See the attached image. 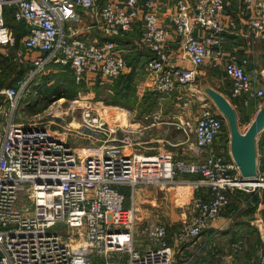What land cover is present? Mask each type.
<instances>
[{"label": "built area", "instance_id": "1", "mask_svg": "<svg viewBox=\"0 0 264 264\" xmlns=\"http://www.w3.org/2000/svg\"><path fill=\"white\" fill-rule=\"evenodd\" d=\"M99 1L91 28L101 37L90 40L76 24ZM160 6L159 0H0V47L15 45L5 22V8L11 7L15 22L26 28L14 60L32 64L16 84L0 85L7 103L2 108L9 110L8 124L0 127V264H178L181 248L194 245L211 222L225 215L232 196L264 190V157H257L256 177L241 176L227 120L215 105H205L194 124L173 123L186 134L194 125L196 158L190 160L172 152H137L140 141L131 136L141 132L121 119L110 123L89 107H80L77 133L94 143L79 147L65 133L37 126L43 122H14L25 94L52 68L70 72L78 83L109 84L126 74L130 66L118 38L138 25L136 47L150 53L145 71L160 108L207 64L224 72L234 101L242 99L246 107L254 99L264 101V87L256 86L264 83V67L252 74L249 58L226 49L225 34L238 29L226 0H175L166 24ZM242 12L246 35L264 41V0H245ZM173 39L176 48L170 45ZM76 102L65 105L67 112ZM179 176L195 179L180 181ZM169 185L200 192L191 199L190 220L172 239L165 223H148L142 230L146 242L138 246L140 190ZM115 187L131 188L128 207L126 194Z\"/></svg>", "mask_w": 264, "mask_h": 264}, {"label": "crops", "instance_id": "2", "mask_svg": "<svg viewBox=\"0 0 264 264\" xmlns=\"http://www.w3.org/2000/svg\"><path fill=\"white\" fill-rule=\"evenodd\" d=\"M159 1H164L166 3L168 0ZM244 1L245 0H226L227 11L236 20L238 29L235 32H228L225 34V44L229 53L240 57L249 58L251 61V65L249 66L250 72L252 74L258 75L260 69L264 67V62L262 61L264 53L259 49L258 43L246 35V25L244 23L245 17L242 12ZM254 1L259 2L261 0ZM101 5L102 1H99V6L95 8L93 13L90 11L83 13V21L76 24L80 31L84 33V35L90 40L101 37V34L96 29L91 28L92 24L97 20V12ZM173 6L170 9H165V11L161 13L163 23L166 24L168 22L167 16L173 9ZM139 27L140 26L138 25V27H136V29L129 34L118 38V42L126 41L127 37L129 38L132 34L135 35L137 37L136 39L138 40ZM137 40L135 41V46ZM125 43L126 46H128L127 44L129 43ZM170 45L176 48L178 47V42L173 39L170 41ZM145 52L146 51L140 50L137 51L136 54L142 55L145 54ZM127 62H129L128 59ZM27 64L29 63H25L26 66ZM30 65L32 64L30 63ZM129 66L130 70L126 74L130 73L133 69L131 65ZM59 71L63 70L52 68L47 72L46 75H55ZM219 71H221L220 68H213L210 66V64L201 67L196 75L195 81L191 85L180 87L177 92L172 94V96L170 95L169 97L165 98V102L162 104L161 108L159 106L157 116L160 117L161 113H164L165 115H168L169 120H162L159 123H151L146 126L142 125L141 122H136V120L132 118V116L139 115L143 119H148L149 117L156 115L151 114L150 112H143L145 109V104L141 101V98H145L147 94L152 95L149 87L150 76L146 73L145 67L144 69L138 68L139 73H137L134 83L136 85V94L139 98V101L131 109L127 108V114L125 118V125L127 127L142 133L141 135L136 133L131 136L134 139L135 136L137 137L136 142L140 141V144L136 145L134 149L137 152H141L146 155L172 152L177 158L180 159L190 160L196 158L193 153V143L195 139L194 125L189 128V132L186 136L185 133L181 129H178L173 123H185L187 120H191V123L194 124L196 118L205 105L214 106L212 99L204 91V87L206 86L212 87L226 96L231 101L240 117H248L250 119L254 117L257 111L264 105V101L257 102L252 100L248 107L242 104V99L234 101L231 98L230 82L227 84L224 83L221 79V74ZM98 85H105V83H98ZM256 86L259 89L263 88V81H257ZM185 101H188L189 104L185 107H182V103ZM147 116L148 118H146ZM153 127H156L158 130L157 134L151 132ZM263 133L264 130L260 134ZM79 141H82L85 144L92 142L90 140L83 139ZM83 143L73 145L75 147H79ZM257 157L259 159L264 157V136L261 139L258 138ZM191 193L195 196L200 194V192L193 190ZM146 195L147 194L144 192V189H142L137 196L136 205L138 207V211L136 213V220H138V222H142V230L148 223H165L168 228V233L172 239L174 234L177 232L172 234L173 230L170 229L172 225L168 224L167 222L170 223L174 220H181V227H183L192 216L190 212V204L185 205L184 214L177 216V214L173 213L172 209V213L169 211L165 212L169 205L174 208L173 204L175 201L173 199H168L167 196H164L163 199L153 194H148L147 197H145ZM253 200L255 201V198H253ZM245 201L247 200L242 201L241 199V205L244 207L247 203L250 204L249 207H253V214L239 215L235 218L232 215L227 216L225 214L218 220L211 222L209 227L203 231L194 245H187L181 248V252L178 254V264H261L264 251V195L261 193L259 203L253 202L251 204L249 201ZM143 206L146 208H142ZM155 211H157L159 214L154 215L153 213ZM138 222L137 236L139 235ZM232 222L239 224V228L236 231L238 234L237 240H239L242 245H240L239 242L233 243V240L235 239H231L229 242L231 243L233 241V247L231 246L230 248L227 246L229 244L228 235L231 233L230 229L234 227ZM231 234L235 235L236 233L234 234L233 232ZM137 236L136 244L138 246H144L146 242L144 234L142 235V239L139 236L137 238Z\"/></svg>", "mask_w": 264, "mask_h": 264}, {"label": "rangeland", "instance_id": "3", "mask_svg": "<svg viewBox=\"0 0 264 264\" xmlns=\"http://www.w3.org/2000/svg\"><path fill=\"white\" fill-rule=\"evenodd\" d=\"M162 4V7L160 6V11L163 13L165 9L167 8H172L175 0H168L166 3L164 1H160ZM5 10H9V7H6ZM10 21L15 23V20L13 18V14L11 13V16H8L7 13L5 14V22L7 25H9ZM137 37L135 35H130V37L126 39V41H119V44L123 46V48L126 50V58L128 61L130 60V57H133L134 54L137 53V47L135 46V41ZM128 46H126V43ZM256 42L258 43L259 49L264 53V41L257 39ZM15 50H22V44L21 40H16L15 39V45L13 47H0V53L2 54V57H0V83H4L2 86H7L11 85L12 83H15L17 79H19L21 74L24 73V70L26 66L24 64H21L17 61H15L14 58V53ZM264 62V56L263 60ZM145 63V62H144ZM141 62V64L138 66L140 69H144L145 64ZM221 74V79L224 83L230 82L226 77L224 72L221 70L219 71ZM57 81L54 82L53 80H49L51 82H48L47 85L43 84L48 80V78L51 75H43L41 78L36 81V83H33L32 88L30 89V92L25 94L23 97V101L18 105L17 111L14 116V122L15 123H28V122H43V123H37V126L39 127H46L51 130L59 131L65 133L67 136V141L69 143L73 144H80L83 143L82 140L80 139V134L77 132L79 131V128H81V111L80 107H89L91 109H95L99 111V113L105 114L107 116L108 121L110 123H115L119 122L121 120L123 125H125V118L127 114V108L124 104H120L121 102H116L115 94H112L111 91V86L113 84H105V85H98L97 87L95 86L96 84H91V83H83V84H77L73 81L71 73H67L65 71H59L58 73L55 74ZM114 81V80H113ZM150 82V81H149ZM58 83V84H57ZM151 84V83H150ZM149 84V85H150ZM42 85V86H41ZM55 85V87H54ZM47 90V94L45 96H41V91ZM59 89L58 91L61 90V92H65V96H61L60 94L54 95V90ZM151 97L149 98V104H150V109H144L143 112H150L151 114H156L155 116H151L148 119H143L139 115L132 116L136 122H141L142 125H149L151 123H159L162 120H169L168 115H165L164 113H161V116H157V112L159 110V105H158V99L159 95L156 93L151 92ZM49 98H45V97ZM1 102H0V127H4L8 124V113L9 110L6 108H2V106H7L6 104V99L5 97L1 96L0 97ZM66 99V102L62 105H59V102H63ZM139 98H137V102ZM142 102L147 105V100L145 98H141ZM123 102L125 103V99H122ZM255 100V99H254ZM73 101H78L76 102L78 105L76 106L75 109H71L69 112H67V108H65V105L68 102H73ZM256 101V100H255ZM165 100H163L164 104ZM214 103V102H213ZM215 105V104H214ZM132 108V107H131ZM130 108V109H131ZM128 109V110H130ZM147 114V113H146ZM145 114V115H146ZM144 115V116H145ZM131 118V119H132ZM161 118V119H160ZM254 117L251 119L248 117H242V119L239 117V126L241 131H245L252 121ZM39 119V120H38ZM121 119V120H119ZM152 133L157 134L158 130L156 127H153L151 130ZM185 133V132H184ZM119 136H122L124 132L119 131L118 132ZM187 136V134L185 133ZM264 136L263 134L259 135V139H261ZM99 137V136H98ZM143 140V139H142ZM112 143V142H111ZM195 177H187V176H179L178 179L180 181L183 180H188V179H193ZM187 185H176V186H167L161 188L160 186H155V187H150L144 189V192L148 195H157L159 198H163L164 196H167L168 199H173L174 202V208H172L171 205L167 207L165 212L169 211L172 213L171 209L173 210V213L177 214V216L184 214L185 212V205L191 206V199L193 198V195L191 193V188L187 189ZM115 189L121 190L123 193L126 194V202L124 204V207H128L130 205V199H131V188L130 187H115ZM239 193V192H238ZM238 195L239 200H234L233 206L227 210L225 213L227 216H233L234 218L239 216V215H244V214H253L252 210L253 207H249L250 204H246L244 207L241 205L240 201L247 200L245 202L253 203L255 202L253 200L254 195H258V197H261L264 195V190L257 191V192H244L240 193ZM147 195L145 197H147ZM186 200H185V199ZM164 199V198H163ZM237 199V198H236ZM233 201V199H232ZM190 202V203H189ZM244 202V203H245ZM170 204V203H168ZM146 208V207H142ZM161 209V208H160ZM163 210V209H162ZM154 215L159 214L157 211L153 213ZM174 214V218H175ZM173 215V214H172ZM236 221V220H235ZM138 222V220H137ZM168 224H171V230H173L172 234L177 232L178 229L181 228L182 223L181 220H174L172 222H167ZM233 223V222H232ZM142 222H138V232H139V237L142 239ZM238 223L234 222L233 223V228L230 229L231 233L234 232L235 235H232L231 233L228 235V246L233 247V243H240L237 237V229ZM241 225V224H240ZM232 235V236H230ZM137 236V238H138ZM230 238V239H229ZM233 240L231 243L229 242L230 240ZM242 242V241H241ZM242 245V243H240ZM236 247V246H235ZM237 248V247H236Z\"/></svg>", "mask_w": 264, "mask_h": 264}, {"label": "water", "instance_id": "4", "mask_svg": "<svg viewBox=\"0 0 264 264\" xmlns=\"http://www.w3.org/2000/svg\"><path fill=\"white\" fill-rule=\"evenodd\" d=\"M205 93L226 118L230 132V150L244 178L257 176V138L264 130V105L257 111L245 131L239 126L238 113L231 101L216 89L206 86Z\"/></svg>", "mask_w": 264, "mask_h": 264}, {"label": "trees", "instance_id": "5", "mask_svg": "<svg viewBox=\"0 0 264 264\" xmlns=\"http://www.w3.org/2000/svg\"><path fill=\"white\" fill-rule=\"evenodd\" d=\"M6 13L8 16H11V13L13 14V8L9 7V10H7V11L5 10V14ZM9 26L14 31L15 39L21 40L22 36L26 33V28L24 27V25L21 23H17V22L14 23V22L10 21ZM149 56H150V53L148 51H146L145 54H142V55L134 54L133 57L129 58L130 60L128 62V64L133 67L132 71L128 74H123V75L117 77L116 79H114L113 84L110 85L112 94H115V96L117 97V98H115V101L121 102L120 104H124L126 106V108H131L137 104V98L138 97L136 94V85H135L134 81H135V77H136L137 73H139L138 72V68H139L138 66L141 64V62H146L148 60ZM0 57H2L1 53H0ZM31 67H32V65H30V63L27 64V66L24 70V73L21 74L20 76H22V77L25 76V74L31 69ZM66 72L70 73L68 71H66ZM55 76L56 75H51L48 78V80L43 84V86L47 85L48 82H51L49 80H53L54 82H56L58 78H56ZM22 77H20V78H22ZM72 79L77 84H83L84 83V82H79V83L76 82L73 75H72ZM17 80L15 81V83H12L11 85L16 84ZM3 84L4 83H0V85H3ZM95 86L97 87L98 83ZM54 87H55V85H54ZM58 90L59 89L54 90V95L60 94L62 96L64 94L63 96H65V94H66L65 92H61V90L60 91H58ZM46 94H47V90H43V88H42L40 95L45 96ZM150 97H151L150 94H147L145 96V100H147V105H145V109H150V104H149V98ZM45 98H49V96L48 97L46 96ZM122 99H125V103L123 102ZM0 102H1V100H0ZM240 118L242 119V116ZM240 193H244V192H239L238 194H240ZM253 197L255 198L256 203L260 202V197H258V195L257 196L254 195ZM232 199H233V201H232ZM234 200H239L238 195L231 197V203H230L229 209L233 206Z\"/></svg>", "mask_w": 264, "mask_h": 264}]
</instances>
